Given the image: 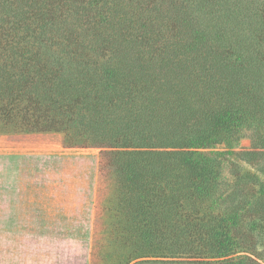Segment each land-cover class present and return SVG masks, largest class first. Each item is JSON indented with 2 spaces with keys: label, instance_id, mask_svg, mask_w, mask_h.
I'll list each match as a JSON object with an SVG mask.
<instances>
[{
  "label": "trees",
  "instance_id": "trees-1",
  "mask_svg": "<svg viewBox=\"0 0 264 264\" xmlns=\"http://www.w3.org/2000/svg\"><path fill=\"white\" fill-rule=\"evenodd\" d=\"M0 131L101 151V264H264V0H0Z\"/></svg>",
  "mask_w": 264,
  "mask_h": 264
},
{
  "label": "rangeland",
  "instance_id": "rangeland-1",
  "mask_svg": "<svg viewBox=\"0 0 264 264\" xmlns=\"http://www.w3.org/2000/svg\"><path fill=\"white\" fill-rule=\"evenodd\" d=\"M113 193L99 149L0 131V264H101Z\"/></svg>",
  "mask_w": 264,
  "mask_h": 264
}]
</instances>
